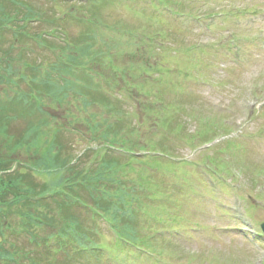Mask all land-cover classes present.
Segmentation results:
<instances>
[{
  "label": "rangeland",
  "instance_id": "rangeland-1",
  "mask_svg": "<svg viewBox=\"0 0 264 264\" xmlns=\"http://www.w3.org/2000/svg\"><path fill=\"white\" fill-rule=\"evenodd\" d=\"M169 1L146 0L141 6L138 0H90L82 11H102L103 15L84 19L82 11L71 12L74 17L61 27L67 30L68 43L47 39L51 48L39 52L41 42L32 41L9 55L5 52L11 45H0V66L4 67L0 70V109L5 108L0 119L9 118L13 130L26 126L23 135L27 125L39 119L51 131L49 135L43 131L37 134L27 146L29 150L15 152L1 143L12 146L16 140L9 141V136L0 132V157L18 160L22 174L32 172L27 180L37 194L55 191L60 188L62 173H55L57 167H48L44 155L49 150L53 155L50 143L54 132L65 124H75L73 134L60 135L62 143L73 139L74 145L67 149L70 160L89 145L97 148L112 143L113 158L132 160L128 167H121L125 170L119 176L129 178L132 185L140 181L146 189L147 199L140 203L148 215L138 223L148 225L147 234H157L152 243L155 262L143 257L132 258L127 264H264V251H259V244L252 245L253 241L264 242L255 237L264 222V108L260 114L256 112L264 98V45L257 40L264 39V24L249 26L246 19V6L264 7V0ZM60 2L25 0L24 5L53 21L57 12L72 10L77 4ZM221 7L226 11H218ZM142 11H183L195 19L176 20L169 14L156 19ZM221 12L226 16H211ZM41 24L51 27L48 22ZM33 25L29 28L39 32L40 27ZM56 27L53 31L61 30ZM62 33L56 35L64 37ZM151 39L153 45L149 46ZM234 42L241 47L239 57L230 51ZM193 44L203 49L193 51ZM106 51L109 57L98 61L95 53L104 57ZM22 53L28 61L20 58ZM62 58L76 65L74 74L59 75ZM34 65L41 77L33 88L43 107L32 114L23 101L14 105V115L7 101L12 97L20 101L21 92H30L25 83H16V71L27 75ZM81 65L88 71L91 68L93 74H108L126 88L122 94L108 90L116 95L110 112L105 113V102L92 105L88 99L79 102L77 94H68L61 79L79 84ZM90 76L94 78L92 73ZM56 89L68 96L58 98L60 93L53 92ZM100 115L119 130L81 128L82 119L94 121ZM196 125L201 126L198 132L194 131ZM205 143L212 146L206 149ZM118 146L141 156L146 150L162 149L165 152L154 154H164V158L133 159ZM41 211L46 219L50 217L49 209ZM59 222L56 217L54 225ZM101 226L108 234L104 242L112 243L114 233L106 224Z\"/></svg>",
  "mask_w": 264,
  "mask_h": 264
},
{
  "label": "trees",
  "instance_id": "trees-1",
  "mask_svg": "<svg viewBox=\"0 0 264 264\" xmlns=\"http://www.w3.org/2000/svg\"><path fill=\"white\" fill-rule=\"evenodd\" d=\"M20 1L0 0V45L15 41L20 43L24 38L25 42L29 41V38L20 35L19 30L21 27H19V23L26 18L39 16L41 11L26 8L24 5L17 6L16 2L20 3ZM96 16H98L97 13L93 12V18L96 19ZM11 28L13 32L10 34ZM5 33L10 34L11 38L6 36ZM37 37L40 40L48 39L44 35H38ZM14 49L13 43L5 54L9 55ZM95 57L98 61L103 59L101 52L95 53ZM69 62L72 64L71 61ZM3 68L0 66V70H3ZM67 69L69 68L67 67ZM85 79L92 86L90 90L87 86L78 88V84H73L71 85L73 86L71 89L65 88L68 90V94L70 92L72 94L74 92L75 95L77 94L79 102L82 100L86 102V99L90 100L93 104L98 100L110 101L109 98L104 97L100 92V88H102L100 84L96 81H90L88 76L84 77ZM78 80L81 81L82 78L79 77ZM48 90H50L49 87ZM53 92L60 93L58 95L60 99L68 96L63 97L66 91L62 93L60 89H56ZM68 101L72 102L75 100L69 99ZM108 104L111 105L110 102ZM17 106L19 105L17 104ZM34 107L32 106L33 109ZM28 110L32 113L30 107ZM12 111L15 114L17 109L12 106ZM103 117L100 115L94 121L88 120L89 117H87L82 119L80 126L82 129H91V131L100 128H107L110 131L119 130L118 125L109 127L108 120H103ZM74 126L75 124H65L60 130L54 132V139L50 143L53 155H51V150H49L46 157L49 159V162L44 161L48 167L58 165L61 169L65 170L63 181L65 185L62 193L68 195L67 192H69L71 197L59 194L54 198L53 202H45L44 206L33 203L29 199L14 203L13 196L17 200V196L20 194L27 196L37 194V192L33 191V188L29 185L30 182L27 180L31 178L30 174L32 172L22 174L18 170L12 175H4L0 178V264H86V255L94 252L90 248L91 245L93 244V248H98L101 245L100 231L97 228L100 219L94 212L99 210L109 215L114 210V215H116L119 213V209L134 205L135 201L140 202V197L133 194L135 186L134 184H129L130 179L119 176L122 164L121 159L118 157L113 158L111 154H107L106 158L101 157L104 149H92L90 151L92 157L89 154H84L81 157L82 159L76 157L78 159L77 166L70 165L73 160H70L67 149L70 148L68 145H74L73 139L71 137V141L62 143L60 135L67 132L72 134ZM25 127L21 126L16 130H11L9 127L6 129L5 125L0 122V132L5 133V135H12L13 137L11 136V138L16 140L12 146L7 148L8 150L15 152L21 148L30 146L35 141L36 135L41 131L47 133V135L51 134L50 129L41 124V120L36 123H29L23 135L22 130ZM117 137H119V134H117ZM114 143L118 145V139H115ZM7 161L0 159L2 170L10 167L12 161ZM82 162H87L89 168L81 167ZM39 165L41 166L40 163ZM130 187L133 188L130 189ZM51 205H53V208H51ZM41 206L42 208L57 209L58 212L55 215L52 210L50 217L46 219L41 211ZM128 215L117 216L123 222L121 230L127 228L129 231H135L136 216L137 220H139L141 213L136 214L134 212V215L126 219L125 216ZM87 216H92L94 219H88ZM12 217L22 220L21 228H17L14 225L15 221L14 223L11 222ZM56 217L60 222L54 225ZM5 227L10 229V233H4L7 229ZM1 229L4 231L1 232ZM52 229L60 230L58 238L48 239L51 233H53ZM5 236H8L7 240L2 239Z\"/></svg>",
  "mask_w": 264,
  "mask_h": 264
}]
</instances>
